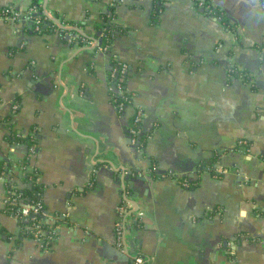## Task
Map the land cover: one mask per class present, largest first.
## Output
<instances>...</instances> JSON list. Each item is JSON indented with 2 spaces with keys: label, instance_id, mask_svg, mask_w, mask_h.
<instances>
[{
  "label": "crops",
  "instance_id": "obj_1",
  "mask_svg": "<svg viewBox=\"0 0 264 264\" xmlns=\"http://www.w3.org/2000/svg\"><path fill=\"white\" fill-rule=\"evenodd\" d=\"M154 1L39 0L72 30L64 35L0 19V264H264V5L211 0L232 30L192 0H157L153 20ZM30 5L0 0L19 16ZM110 14L120 33L109 51L92 50L85 43ZM76 35L89 38L67 40ZM112 60L128 69L122 114L111 101ZM136 109L143 152L127 134ZM9 115L13 129L35 135L31 155L7 142ZM26 174L43 223L59 219L47 249L20 236L4 210ZM121 203L125 246L114 233Z\"/></svg>",
  "mask_w": 264,
  "mask_h": 264
},
{
  "label": "trees",
  "instance_id": "obj_2",
  "mask_svg": "<svg viewBox=\"0 0 264 264\" xmlns=\"http://www.w3.org/2000/svg\"><path fill=\"white\" fill-rule=\"evenodd\" d=\"M39 0H31V5L29 7V9L34 8L35 9V13H31V15H28L27 12L24 13V15H20L18 18L15 19H25L26 20V31L30 32L31 34H38V35H43L46 33H50L53 30H56L58 33H60V35H64L67 33H71V31H68L65 28L62 27H58L55 22H53L51 19H49L47 16L44 15L43 13V8H41L40 3L38 2ZM193 4L195 6V8L197 10H199L200 12L204 13V14H208V15H212L214 18H216L220 23L224 24L225 27L227 29H232L233 27L230 26L227 23L226 18L224 17L223 13L221 10H219L217 7H213L211 4V0H192ZM261 3L264 5V0H260ZM202 7V9L200 8ZM163 8V2L162 1H154L153 2V12H152V19L156 20L157 19V15L158 13L162 10ZM28 9V10H29ZM27 10V11H28ZM18 14V12L15 10V8L12 7H4L2 9H0V19L5 20L6 17H13L14 14ZM112 18V15H102L101 19L103 24H99V25H95V29L97 31V33L94 35V37L92 39H98L99 41V45L104 48L106 51H109L110 48L112 47V44L114 42V38L115 35L118 34L119 32V28L111 25L110 24V19ZM59 24L61 26L65 25L64 22L62 20L59 19ZM35 27H38L37 30H35ZM233 30V29H232ZM120 33V32H119ZM88 36L87 35H81L76 37V40L78 43L82 44L81 39H85L88 40ZM112 65L117 66V62L115 60H112ZM230 76H239L241 75V73L239 71H237L235 68H231L230 72H229ZM126 76L125 75V81H126ZM110 81V85H111V91L113 93H116V83H115V79H109ZM125 87V82L123 84L120 85L121 89H124ZM117 98V102H124L122 100V97H119L116 95ZM112 101V100H111ZM113 104V102H112ZM12 119V115H9L5 118V122L7 123L8 126V134L6 136V140L7 142L14 144V143H22L25 144L27 146V148H31V146H33L34 144H36V138L35 135H24L21 132L16 131L15 129H13L11 126V124H9V122ZM129 128H136L134 127V125L132 124V118L130 119V124H129ZM129 129L127 128V134H128ZM146 133H143L142 131L140 133H138L136 135V142H135V146L137 148H139L142 152H143V147H144V140L146 137ZM24 164H28V159L24 160ZM212 165V163H211ZM8 168H6L5 166L0 165V173L1 174H5L7 172ZM149 171L153 172V168L152 166L149 168ZM210 173L213 174V171L210 169L209 170ZM153 177H156V175H153ZM22 182H24V187L22 188H8L7 190L12 192V197H14L15 195H18L20 197V200L22 202H26L28 200L32 201L33 206L39 202L40 203V198H39V186L36 184L34 177L32 175H28L26 174L23 179ZM8 187V185H7ZM186 187L189 188H193L194 186L192 185V183L187 184ZM20 202V201H19ZM17 206L20 205V203H16ZM16 205H12L13 207ZM42 208V207H41ZM42 211H44V208L41 209ZM54 222L49 225L47 223H43V224H38L37 221L38 220H43L42 216L40 213H38L34 219H32V215L28 216L27 218L23 219V220H19V224L21 226V228L23 229V234L21 232V235L24 236H28L31 237L32 236V232L34 230H36V227L38 229H41L44 231L43 234V241L47 242L48 239L50 237L55 236L56 234V230H57V225L59 224V219L57 217L54 216ZM44 221V220H43Z\"/></svg>",
  "mask_w": 264,
  "mask_h": 264
},
{
  "label": "built area",
  "instance_id": "obj_3",
  "mask_svg": "<svg viewBox=\"0 0 264 264\" xmlns=\"http://www.w3.org/2000/svg\"><path fill=\"white\" fill-rule=\"evenodd\" d=\"M28 15H31V13H35V9L31 8L28 10ZM19 15L16 13L14 14L13 17H6V19H10V20H16L15 18H18ZM38 27H35V30H37ZM76 36H71V37H67V40H69V42L71 43H77L76 40ZM87 44V46H92V50H97L99 52H105L106 50L104 48H102L99 45V41L93 40L92 42H87L85 43ZM117 62V66L111 65L109 68V73H108V77L109 79L113 78L115 79V83H116V93L112 94V102H113V106L116 110V112L118 114H122V112L124 111L125 107L131 104V98L130 96L125 93V89H121L120 85L123 84L125 82V75H127V66L124 63L121 62ZM110 83V81H109ZM116 95L119 97H122V100L124 102H117V98ZM15 108V106L13 107V109ZM142 116L143 113L140 109H136L134 111V115L132 116V124L134 125V127L136 128H129L128 131V137H129V142L132 145H135V138L136 135L138 133H140V123L142 120ZM240 144L242 145V148L244 149L245 152H248L249 149L246 148V143L245 141H241ZM136 149L139 150V148H137L136 146H134ZM33 146H31V148H29V153L27 156L31 155L33 153ZM152 168H154V166H152ZM184 186H187L186 183H184ZM6 196L3 200V206H4V210L6 213L10 214L11 216L15 217L18 220H23L25 218H27L28 216L32 215V219H34V217L40 213L43 220L46 218V214L44 213V211H42L41 209V204L39 202H37L34 206L32 204V201L28 200L26 202H22L20 200V197L18 195H15L14 197H12V192L11 191H7L6 192ZM20 201V202H19ZM16 203H20L19 206L16 205ZM12 205H16V206H12ZM127 204L126 203H121L117 208H116V214H117V220L115 222V227H114V233H115V239L118 244V246L123 245L125 246V241H122V239L124 240V227H125V220H126V216L125 213L127 211ZM43 220H38L37 223L38 224H43ZM43 234L44 231L41 229H38L36 227V230H34L32 232V237L39 242L40 246L43 247L44 249H47L50 245L51 239L52 237H50L48 239L47 242L43 241ZM134 264H144V259L137 257L134 259Z\"/></svg>",
  "mask_w": 264,
  "mask_h": 264
},
{
  "label": "water",
  "instance_id": "obj_4",
  "mask_svg": "<svg viewBox=\"0 0 264 264\" xmlns=\"http://www.w3.org/2000/svg\"><path fill=\"white\" fill-rule=\"evenodd\" d=\"M52 21H54L53 19H52ZM55 22V21H54ZM58 26V25H57ZM124 175H125V178H127V177H135V178H137L138 176L137 175H134V173H132V172H127V173H123ZM140 177H143V175H141ZM141 179V178H140ZM123 182V181H122ZM123 190H124V187H123Z\"/></svg>",
  "mask_w": 264,
  "mask_h": 264
}]
</instances>
